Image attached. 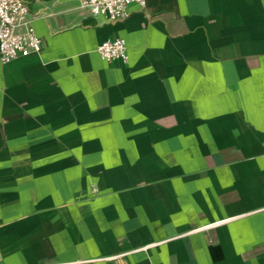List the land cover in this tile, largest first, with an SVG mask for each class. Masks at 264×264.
Segmentation results:
<instances>
[{"label": "crops", "instance_id": "crops-1", "mask_svg": "<svg viewBox=\"0 0 264 264\" xmlns=\"http://www.w3.org/2000/svg\"><path fill=\"white\" fill-rule=\"evenodd\" d=\"M25 1L42 43L0 61V264H264V0ZM113 36L125 62L96 50Z\"/></svg>", "mask_w": 264, "mask_h": 264}, {"label": "built area", "instance_id": "built-area-1", "mask_svg": "<svg viewBox=\"0 0 264 264\" xmlns=\"http://www.w3.org/2000/svg\"><path fill=\"white\" fill-rule=\"evenodd\" d=\"M130 3L143 6L145 0H79L80 6L106 21L122 20L129 14ZM41 38L36 34L25 0H0V61L27 55L41 49ZM96 50L102 59L127 60L123 37L113 36L101 41Z\"/></svg>", "mask_w": 264, "mask_h": 264}]
</instances>
